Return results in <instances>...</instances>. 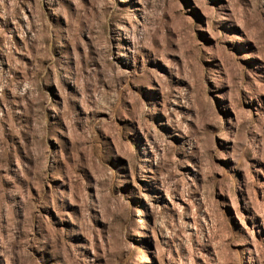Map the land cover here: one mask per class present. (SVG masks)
<instances>
[{
    "label": "rangeland",
    "instance_id": "rangeland-1",
    "mask_svg": "<svg viewBox=\"0 0 264 264\" xmlns=\"http://www.w3.org/2000/svg\"><path fill=\"white\" fill-rule=\"evenodd\" d=\"M0 264H264V0H0Z\"/></svg>",
    "mask_w": 264,
    "mask_h": 264
}]
</instances>
